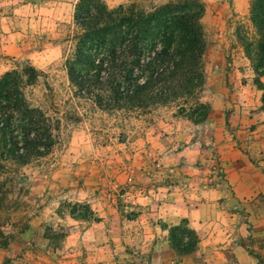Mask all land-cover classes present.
Instances as JSON below:
<instances>
[{
	"label": "rangeland",
	"instance_id": "rangeland-1",
	"mask_svg": "<svg viewBox=\"0 0 264 264\" xmlns=\"http://www.w3.org/2000/svg\"><path fill=\"white\" fill-rule=\"evenodd\" d=\"M76 1L0 0V76L19 74L27 101L50 118L53 138L45 155L26 162L13 159L0 142V264H248L239 262L233 243L253 264L256 256L264 260V196L234 206L209 195L226 184L205 126L264 125L263 76L246 53L255 50L257 38L251 0L205 3V84L197 96L209 110L200 123L179 113L182 99L146 109H101L78 94L64 66L75 44ZM104 1L114 8L165 0ZM216 10L229 15L234 33L229 51L218 56ZM31 70L28 83L24 73ZM224 101L221 117L212 109ZM189 218L203 224L192 227ZM184 220L199 237L188 253L173 248L168 232ZM209 238L214 241L200 248ZM105 244L107 256L91 254Z\"/></svg>",
	"mask_w": 264,
	"mask_h": 264
},
{
	"label": "trees",
	"instance_id": "trees-1",
	"mask_svg": "<svg viewBox=\"0 0 264 264\" xmlns=\"http://www.w3.org/2000/svg\"><path fill=\"white\" fill-rule=\"evenodd\" d=\"M204 12L203 0H165L151 6L130 2L114 8L104 0H77L74 49L64 61L71 84L101 109H146L182 99L179 113H188L193 123L204 121L209 106L197 96L205 84ZM250 17L257 38L255 50L247 48L246 53L256 61L254 73L264 76V0L250 1ZM18 75L11 70L0 76V142L13 159L26 162L48 152L52 124L27 101ZM24 75L28 83L35 77L33 70ZM260 88L264 90L262 83ZM189 99L195 101L187 109ZM262 101L264 105V94ZM168 232L176 251L197 247L198 234L187 220Z\"/></svg>",
	"mask_w": 264,
	"mask_h": 264
},
{
	"label": "crops",
	"instance_id": "crops-1",
	"mask_svg": "<svg viewBox=\"0 0 264 264\" xmlns=\"http://www.w3.org/2000/svg\"><path fill=\"white\" fill-rule=\"evenodd\" d=\"M203 1L209 4L213 0ZM224 2H226V0ZM212 16L213 19L221 23L218 28L213 29V27L210 26V29L212 28L215 34L221 37L218 43L215 44L216 48H214L215 55L218 56L225 52V50L229 51L230 45L228 41L234 37V33L229 27L230 17L224 10H216ZM225 23H227L226 26L224 25ZM262 78L264 81V76ZM258 95L260 96L259 93ZM224 104L225 101L222 105L213 106L212 111L214 112L215 108L217 114H220L222 117L223 113L220 109L222 106L224 107ZM247 125H249L248 128ZM205 126L210 130L211 140H213L207 141L206 143H211L209 147L210 151L212 149L217 152L218 158L222 164V169L225 172L226 184L225 186H220L218 189H212L209 195L212 198L224 196L226 202L234 206H247L249 197H254L258 194L264 196V125L259 124L257 127L251 128L250 124H247V120H245L239 126L227 127L224 125V121L210 122ZM205 126L201 125L200 129L203 130ZM233 136H236V139H233ZM247 138L249 140H247ZM252 138L254 139L252 140ZM237 139L244 143H237ZM197 210L200 211V209ZM263 219L264 218H262L261 221H263ZM189 224L192 227H197L198 224L202 225L203 223L192 221L191 218H189ZM213 241L214 240L211 241L210 238L208 240H202L199 243V247L201 248L203 244ZM232 246H235L234 251L237 254L239 262L253 264L251 256H249L243 247L237 245V243H233ZM95 248L96 250L91 252L92 255L100 258L105 257V255L107 256V244L98 248L95 246Z\"/></svg>",
	"mask_w": 264,
	"mask_h": 264
}]
</instances>
